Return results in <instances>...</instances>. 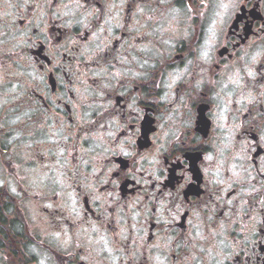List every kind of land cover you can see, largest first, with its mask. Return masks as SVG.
Listing matches in <instances>:
<instances>
[{"label":"flooded vegetation","instance_id":"flooded-vegetation-1","mask_svg":"<svg viewBox=\"0 0 264 264\" xmlns=\"http://www.w3.org/2000/svg\"><path fill=\"white\" fill-rule=\"evenodd\" d=\"M0 264H264V0H0Z\"/></svg>","mask_w":264,"mask_h":264},{"label":"clouds","instance_id":"clouds-1","mask_svg":"<svg viewBox=\"0 0 264 264\" xmlns=\"http://www.w3.org/2000/svg\"><path fill=\"white\" fill-rule=\"evenodd\" d=\"M191 99V97H189ZM186 110L180 114L179 117L174 115H161L159 117V127L161 131L154 137L158 144L154 146V151L159 152L163 150L171 155L173 146L176 147L177 151L180 149L195 150L200 152H207L208 148L205 147L209 142L204 141L193 131V119L194 113L191 106L185 102ZM180 133H183V140L180 139ZM135 133H133V137ZM163 141V143H160ZM197 146H199L197 148ZM209 147H212L209 144ZM131 155V154H130ZM206 159L212 160V156H207ZM161 170L163 165L160 166ZM152 175L156 176V170L152 171ZM159 178V177H157Z\"/></svg>","mask_w":264,"mask_h":264}]
</instances>
